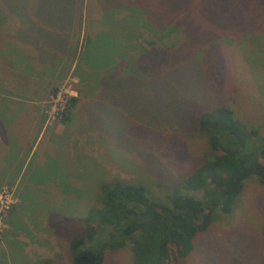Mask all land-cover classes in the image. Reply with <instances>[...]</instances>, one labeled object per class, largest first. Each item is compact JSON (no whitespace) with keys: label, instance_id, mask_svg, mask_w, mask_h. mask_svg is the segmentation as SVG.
I'll use <instances>...</instances> for the list:
<instances>
[{"label":"rangeland","instance_id":"1","mask_svg":"<svg viewBox=\"0 0 264 264\" xmlns=\"http://www.w3.org/2000/svg\"><path fill=\"white\" fill-rule=\"evenodd\" d=\"M85 39L82 58L110 67L103 79L95 68H73ZM67 96L77 104L61 131ZM217 104L256 130L254 145L264 137V0H0V111L32 108L58 132L33 180L47 195L23 194L28 184L20 209L29 222L57 218L49 227L59 236L55 264H69V242L89 228L99 181L174 185L208 156L193 117ZM15 202L13 185L2 184L0 236ZM8 248L0 264H15ZM180 263L264 264V184L247 179L232 212L196 234ZM101 264H133L128 245Z\"/></svg>","mask_w":264,"mask_h":264},{"label":"trees","instance_id":"2","mask_svg":"<svg viewBox=\"0 0 264 264\" xmlns=\"http://www.w3.org/2000/svg\"><path fill=\"white\" fill-rule=\"evenodd\" d=\"M85 42L73 68L80 63L91 72L95 67L82 58L88 38ZM71 50L73 57L76 49ZM104 66L95 68L102 79L110 69L108 64ZM77 78L81 81L84 76L77 72ZM76 104L75 96L65 98L57 113L64 126ZM193 123L197 134L205 137L210 154L174 185L153 182L148 187L120 177L99 181V206L86 212L84 221L89 228L69 242V264H101L105 252L126 245L133 264H181L180 259L192 249L194 236L205 232L219 215L232 212L247 179L264 184V137L254 145V128L220 104L198 112ZM196 191L200 197L192 194ZM104 233L100 239L98 234ZM33 264L55 261L49 258Z\"/></svg>","mask_w":264,"mask_h":264},{"label":"crops","instance_id":"3","mask_svg":"<svg viewBox=\"0 0 264 264\" xmlns=\"http://www.w3.org/2000/svg\"><path fill=\"white\" fill-rule=\"evenodd\" d=\"M41 118V114L32 108L19 111L7 107L0 111V146L3 147L0 153L2 165L0 186L5 183L13 185L16 196V202L3 216L4 229L0 236V248L9 246L8 250H13L15 264H33L52 258V255L57 252L55 244L59 242V236L50 234L55 226L54 222L52 228H49L50 221L57 219L56 217L37 214L29 222L20 215L23 212L20 210L23 207V194L30 192L33 195H47L45 185L42 186L41 183H35L33 180L43 177L41 167L47 166L43 157L45 146L49 138L58 132L57 129L49 128ZM20 119H23L25 124L18 127L17 123ZM64 130L63 125L61 131ZM37 150L38 154L33 156ZM32 158H34L33 163L28 168ZM38 175L41 177L39 178ZM28 184L30 189L22 194V190L26 189ZM16 206L17 210H15ZM29 207L33 210L34 203L31 202Z\"/></svg>","mask_w":264,"mask_h":264},{"label":"built area","instance_id":"4","mask_svg":"<svg viewBox=\"0 0 264 264\" xmlns=\"http://www.w3.org/2000/svg\"><path fill=\"white\" fill-rule=\"evenodd\" d=\"M4 208H6V206H4V205H2L1 203H0V221H1V217H2V214H3V209Z\"/></svg>","mask_w":264,"mask_h":264}]
</instances>
